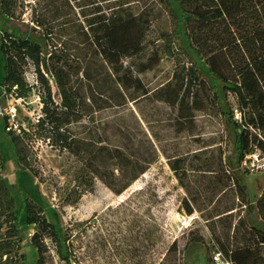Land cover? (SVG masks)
I'll list each match as a JSON object with an SVG mask.
<instances>
[{"label": "rangeland", "instance_id": "374dc122", "mask_svg": "<svg viewBox=\"0 0 264 264\" xmlns=\"http://www.w3.org/2000/svg\"><path fill=\"white\" fill-rule=\"evenodd\" d=\"M21 3L22 19L49 32L45 73L62 109L60 134L44 138L37 127L43 106L34 67L25 71L33 89L23 102L2 98L0 52V179L15 197L26 264L37 257L29 244L35 225L26 223L27 198L41 204L67 236L72 264H212L216 235L229 230L231 221V234L240 220L252 223L240 198L220 186L247 170L256 205L264 189V153L253 148L238 166L235 134L214 98L212 78L189 50L206 81L189 99L199 108L191 105L184 118L178 104L160 100L158 91L174 88L180 68L166 56L161 38L175 27L168 6L161 0ZM3 31L11 29L0 16V44ZM176 44L187 49L184 37ZM217 89L221 106L234 113L237 96L222 82ZM11 106L18 108L13 130L29 147V170L18 164L8 134ZM138 149L152 151L155 161L129 182L131 154ZM233 203L232 218H210ZM254 217L261 222L257 209ZM45 255L42 264H66L52 243Z\"/></svg>", "mask_w": 264, "mask_h": 264}, {"label": "trees", "instance_id": "16d2710c", "mask_svg": "<svg viewBox=\"0 0 264 264\" xmlns=\"http://www.w3.org/2000/svg\"><path fill=\"white\" fill-rule=\"evenodd\" d=\"M161 1L175 18L174 29L161 33L164 52L180 68L175 71L174 88L160 89L159 98L169 104H178L183 117L188 118L190 106L195 103L193 101L191 104L189 99L206 84L189 51L196 55L212 78V90L219 110L234 131L236 162L241 167L251 149L257 148L264 153V0ZM22 6L21 0H0V16L6 19L11 29L3 31L1 35L0 52L4 63L1 97H27L33 86L27 83L25 71L33 66L41 87L43 104V116L38 119L37 127L44 138H52L56 133L60 134L62 109L54 99L45 73L51 38L43 25L22 19L19 12ZM14 30H18V33H14ZM181 37L186 40L187 49L183 45L177 46L176 41ZM181 56L189 57V63L182 62ZM219 82L224 84L226 91L237 96L238 107L243 113L242 121L221 106L217 89ZM8 134L18 164L29 170V147L24 138L13 129H9ZM147 152L148 155L138 149L131 154L127 171L129 182L137 179L155 161L154 153L150 150ZM3 169L5 159L0 149V174ZM246 174L247 170L244 169L240 174L229 175V184L225 182L220 190L227 189L225 192L240 198L242 206L252 217V223L242 225L243 220H240L231 234V221L229 230L216 235V240L222 253L235 264H264V189L256 205L252 204ZM24 205L26 223L35 225V232L29 238V244L37 252L35 264L45 261L50 243L66 264H72L67 236L47 218L44 207L33 198H27ZM235 208L233 203L223 210H217L210 218L217 221L232 218ZM255 209L261 222L254 217ZM186 211L192 214L194 209L188 206ZM23 235L15 197L5 179H0V264H26V253L21 252Z\"/></svg>", "mask_w": 264, "mask_h": 264}, {"label": "built area", "instance_id": "2783aa9c", "mask_svg": "<svg viewBox=\"0 0 264 264\" xmlns=\"http://www.w3.org/2000/svg\"><path fill=\"white\" fill-rule=\"evenodd\" d=\"M14 100H16L18 103H21L23 102V99L22 98H18L16 99V97H14L13 95H11ZM39 98H41L39 96ZM40 103H41V106H43L41 100H39ZM6 112L7 114H9L13 120L10 121V125L8 126V130L9 129H13V126H15L14 128H17V125L15 124V117L17 116L18 114V108L17 107H14V106H11L9 107V109H6ZM3 114V112H1ZM234 115H235V118L239 121H242L243 120V113L242 111L240 110V108L237 106L235 107L234 109ZM19 132H21V129H19ZM212 264H235L231 259H229L228 257H226L222 251L219 249V247H216L212 253Z\"/></svg>", "mask_w": 264, "mask_h": 264}, {"label": "crops", "instance_id": "0c3cea01", "mask_svg": "<svg viewBox=\"0 0 264 264\" xmlns=\"http://www.w3.org/2000/svg\"><path fill=\"white\" fill-rule=\"evenodd\" d=\"M9 166V164H7L6 168Z\"/></svg>", "mask_w": 264, "mask_h": 264}]
</instances>
